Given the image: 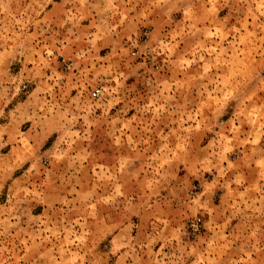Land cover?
I'll use <instances>...</instances> for the list:
<instances>
[{
  "label": "rangeland",
  "instance_id": "rangeland-1",
  "mask_svg": "<svg viewBox=\"0 0 264 264\" xmlns=\"http://www.w3.org/2000/svg\"><path fill=\"white\" fill-rule=\"evenodd\" d=\"M0 264H264V0H0Z\"/></svg>",
  "mask_w": 264,
  "mask_h": 264
},
{
  "label": "crops",
  "instance_id": "crops-1",
  "mask_svg": "<svg viewBox=\"0 0 264 264\" xmlns=\"http://www.w3.org/2000/svg\"><path fill=\"white\" fill-rule=\"evenodd\" d=\"M42 3V2H41ZM42 6H43V3L41 4ZM48 5H46L44 8L42 7L41 8V12H40V19H39V21L42 23H44V21H45V19H47L48 17H47V15H48ZM41 29H42V26H41ZM43 35V33H42V31H41V36ZM42 38H43V36H42ZM43 40V39H42Z\"/></svg>",
  "mask_w": 264,
  "mask_h": 264
},
{
  "label": "built area",
  "instance_id": "built-area-1",
  "mask_svg": "<svg viewBox=\"0 0 264 264\" xmlns=\"http://www.w3.org/2000/svg\"><path fill=\"white\" fill-rule=\"evenodd\" d=\"M94 95H96V94H94Z\"/></svg>",
  "mask_w": 264,
  "mask_h": 264
}]
</instances>
